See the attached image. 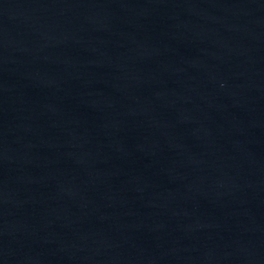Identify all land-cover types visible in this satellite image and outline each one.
<instances>
[{
  "label": "water",
  "instance_id": "1",
  "mask_svg": "<svg viewBox=\"0 0 264 264\" xmlns=\"http://www.w3.org/2000/svg\"><path fill=\"white\" fill-rule=\"evenodd\" d=\"M0 264H264V0H0Z\"/></svg>",
  "mask_w": 264,
  "mask_h": 264
}]
</instances>
